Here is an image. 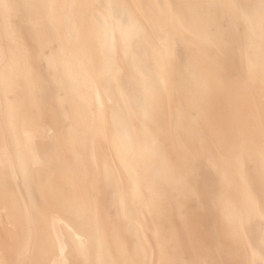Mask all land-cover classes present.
<instances>
[{"label": "bare ground", "instance_id": "bare-ground-1", "mask_svg": "<svg viewBox=\"0 0 264 264\" xmlns=\"http://www.w3.org/2000/svg\"><path fill=\"white\" fill-rule=\"evenodd\" d=\"M255 2L0 0V264H264Z\"/></svg>", "mask_w": 264, "mask_h": 264}, {"label": "rangeland", "instance_id": "rangeland-1", "mask_svg": "<svg viewBox=\"0 0 264 264\" xmlns=\"http://www.w3.org/2000/svg\"><path fill=\"white\" fill-rule=\"evenodd\" d=\"M242 3H244L247 7V9L252 13L255 10V0H241ZM103 8L106 6V3H102L101 5ZM120 16V14H118ZM135 52L137 54V57L139 59V66L146 71L147 62L144 57V52L136 46ZM229 67L232 71V73L237 77L241 78L243 76V67L241 63L238 61L236 56H233L232 58H229ZM151 80L155 82V79L153 76H151ZM131 93L136 100H140V94L139 92L131 88ZM210 174V173H209ZM218 181L215 178V176L211 173L210 174V180L205 183L204 190L202 191V198L201 201L203 202L207 213L209 217V231L212 238L216 237V225H215V203H216V190H217ZM219 264V263H217Z\"/></svg>", "mask_w": 264, "mask_h": 264}]
</instances>
